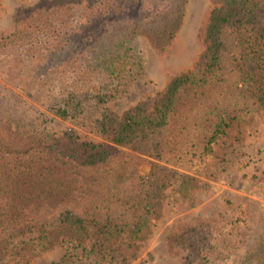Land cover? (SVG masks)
I'll use <instances>...</instances> for the list:
<instances>
[{
    "label": "trees",
    "instance_id": "trees-1",
    "mask_svg": "<svg viewBox=\"0 0 264 264\" xmlns=\"http://www.w3.org/2000/svg\"><path fill=\"white\" fill-rule=\"evenodd\" d=\"M219 1L206 29L202 58L169 83L152 111L138 105L128 112L108 130L107 143L81 141L72 134L60 138L47 126L56 119H76L87 98L107 102L121 92L130 78L143 71L141 37L149 38L158 52L166 53L182 27L187 0H52L37 12L34 32L21 34L20 28L5 39L1 53L5 57L0 58V264H30L33 257L58 245L65 248V263L90 256L105 262L112 258L116 243L134 249L137 241L146 238L155 207L147 196L139 199L142 211L131 221L113 216L101 221L70 211L52 221L45 218L85 171L107 161L119 145L163 130L184 92L219 75L226 30L236 34L255 62L256 74L248 75L250 90L264 106V0ZM128 2L132 13L116 28L118 39H99L101 44L93 50L91 60L79 62L77 67L73 62L81 81L71 86L63 81L51 85L50 57L67 50L70 30L83 25L88 29L89 24L95 27L109 17L117 20ZM24 29H28L26 23ZM39 35H45L43 43L35 38ZM27 42L25 55L18 54L11 61L7 52L25 47ZM69 63L71 60L51 66L68 68ZM29 68V73L25 72ZM234 124H239L237 116L219 115L203 157L213 153ZM245 216L241 209L193 223L179 221L170 236L171 251L182 264H209L221 259L226 249H235L237 235L244 234Z\"/></svg>",
    "mask_w": 264,
    "mask_h": 264
},
{
    "label": "rangeland",
    "instance_id": "rangeland-1",
    "mask_svg": "<svg viewBox=\"0 0 264 264\" xmlns=\"http://www.w3.org/2000/svg\"><path fill=\"white\" fill-rule=\"evenodd\" d=\"M51 1L0 0V55L2 43L18 29L21 28V34L34 32L37 12ZM220 4L219 0H187L182 27L166 53L158 52L149 38L141 37L144 68L140 74L130 78L122 91L107 102L87 98L76 119H56L47 129L60 138L72 134L81 141L107 143L111 128L136 106L152 111L169 83L193 69L202 58L210 16ZM129 13L130 2L117 20L110 21L109 17L95 27L89 24L88 29L84 25L71 29L68 47L72 52L67 47L50 57L51 85L63 81L65 86H71L81 81L73 70V62L77 67L79 62L91 60L93 50L101 44L99 39H118L116 28L121 27ZM43 37L35 36L41 43L46 40ZM222 40L219 75L184 92L163 130L119 145L117 153L107 161L85 171L45 218L52 221L60 213L70 211L101 221L108 216L131 221L142 211L139 199L147 196L155 207L146 238L137 241L134 249H128L123 242L116 243L115 259L112 256L105 262L90 256L65 263V248L58 245L33 257L30 264H182L169 243L176 223L232 215L241 209L247 220L242 224L244 234L237 235L235 249H226L221 259L209 264H264V106L253 97L248 79V75L256 74L257 67L234 32L226 30ZM28 47L29 42L8 51L9 59L12 61L18 54L22 57ZM68 60V68L51 66ZM30 68L25 72L29 73ZM54 78L66 80L55 82ZM224 112L237 116L239 124L232 126L212 154L203 157L205 143ZM87 244L91 246L92 242Z\"/></svg>",
    "mask_w": 264,
    "mask_h": 264
}]
</instances>
